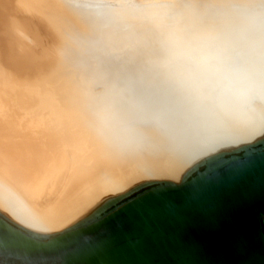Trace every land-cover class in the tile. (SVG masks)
Segmentation results:
<instances>
[{
  "label": "bare ground",
  "instance_id": "1",
  "mask_svg": "<svg viewBox=\"0 0 264 264\" xmlns=\"http://www.w3.org/2000/svg\"><path fill=\"white\" fill-rule=\"evenodd\" d=\"M115 3L0 0V218L30 238L47 241L90 225L143 188L186 184L204 165L203 172L213 171L201 182L145 210L151 228L201 217L237 195L238 180L250 175L245 160L220 167L264 151L259 112L229 139L192 154L171 133L148 130L154 138L139 147H117L101 135L95 116L101 94L118 99L125 121L148 115L137 89L146 84L152 48L134 70L124 68L133 55L118 65L109 50L115 37L151 28L131 10L113 20L108 6ZM256 167L261 172L264 162Z\"/></svg>",
  "mask_w": 264,
  "mask_h": 264
},
{
  "label": "clouds",
  "instance_id": "2",
  "mask_svg": "<svg viewBox=\"0 0 264 264\" xmlns=\"http://www.w3.org/2000/svg\"><path fill=\"white\" fill-rule=\"evenodd\" d=\"M129 10L153 33L146 84L137 89L148 115L125 121L118 99L101 94L98 130L115 146H142L154 138L146 135L151 130L183 137L192 154L264 114V0H117L108 6L113 20Z\"/></svg>",
  "mask_w": 264,
  "mask_h": 264
},
{
  "label": "water",
  "instance_id": "3",
  "mask_svg": "<svg viewBox=\"0 0 264 264\" xmlns=\"http://www.w3.org/2000/svg\"><path fill=\"white\" fill-rule=\"evenodd\" d=\"M263 159L259 151L222 165L250 162L243 166L250 175L238 180V194L201 217L164 228L150 227L146 208L174 199L213 170L202 169L180 186L152 188L98 221L47 241L30 238L0 218V264H264V169L255 170Z\"/></svg>",
  "mask_w": 264,
  "mask_h": 264
},
{
  "label": "rangeland",
  "instance_id": "4",
  "mask_svg": "<svg viewBox=\"0 0 264 264\" xmlns=\"http://www.w3.org/2000/svg\"><path fill=\"white\" fill-rule=\"evenodd\" d=\"M151 31H152L151 29H147L145 31V34H138V35L136 34L133 36H130L127 34L126 35L122 34V35L115 37V39L113 40L114 41L113 45H112L111 49L109 50L111 52V54H110L111 57H113L115 59V61L117 60L116 61L117 64H118V61H120L119 62L120 65L124 62V66H125L126 61L130 62L129 59H127V56L133 55L135 57V58H133V60L131 57H128V58H130L131 62L132 61L133 62L130 63L128 66H127L128 63H126V67H124V68H128L129 70L137 69L138 67L141 66L142 57L144 55H146L147 51L145 48H148V47L152 48L153 33ZM137 42H141L142 44H136ZM143 42H145V43H143ZM84 44H86V43H84ZM90 44H95V42L90 43ZM72 54L75 55V53H72ZM121 59H124V60H121ZM203 167H204V165L200 166L199 170H202ZM194 174H196V173H194ZM154 187H155V185H151V186H148L146 188L139 190L138 192L131 194L130 196L125 198L123 203L130 201L131 199L137 197L138 195H140V194H142V193H144V192H146V191H148Z\"/></svg>",
  "mask_w": 264,
  "mask_h": 264
}]
</instances>
